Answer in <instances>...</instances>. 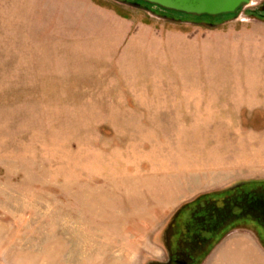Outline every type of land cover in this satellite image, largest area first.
<instances>
[{
  "label": "rangeland",
  "instance_id": "1",
  "mask_svg": "<svg viewBox=\"0 0 264 264\" xmlns=\"http://www.w3.org/2000/svg\"><path fill=\"white\" fill-rule=\"evenodd\" d=\"M259 1L203 22L0 0V264H148L177 234L219 238L199 264H264L219 244L264 238Z\"/></svg>",
  "mask_w": 264,
  "mask_h": 264
},
{
  "label": "flooded vegetation",
  "instance_id": "2",
  "mask_svg": "<svg viewBox=\"0 0 264 264\" xmlns=\"http://www.w3.org/2000/svg\"><path fill=\"white\" fill-rule=\"evenodd\" d=\"M249 11L250 16L264 21V0H260L259 2H257L256 6L253 9H249ZM225 196L226 195H224V197ZM250 204H253V206L250 208L247 205V207L249 210H252V212L248 211V214H246L245 217L252 218L254 220V227L260 230H264V213H261L259 211L261 210L259 208V201H250ZM236 220H238V218H232V220L230 221L227 220L220 222V226H218V229L222 230V228H227L233 223L238 224L239 222H236ZM246 222L249 223V221ZM195 234L197 235V231H195ZM213 237H209L208 235L204 236V238L195 239V237H192L190 239H186L182 238L180 234H177L173 237L168 236V238L165 240L166 246L164 247L165 252L167 254L165 261H152L148 264H199L202 259V256L206 254L205 252H208L211 249L213 241L216 240V238L215 240H212L214 239ZM259 241L261 240L259 239Z\"/></svg>",
  "mask_w": 264,
  "mask_h": 264
},
{
  "label": "water",
  "instance_id": "3",
  "mask_svg": "<svg viewBox=\"0 0 264 264\" xmlns=\"http://www.w3.org/2000/svg\"><path fill=\"white\" fill-rule=\"evenodd\" d=\"M135 7H145L158 15L148 6H155L163 11H170L188 16L224 17L231 15L237 18L238 11L248 6L251 0H118ZM159 16V15H158ZM226 16V17H227Z\"/></svg>",
  "mask_w": 264,
  "mask_h": 264
},
{
  "label": "crops",
  "instance_id": "4",
  "mask_svg": "<svg viewBox=\"0 0 264 264\" xmlns=\"http://www.w3.org/2000/svg\"><path fill=\"white\" fill-rule=\"evenodd\" d=\"M222 247L228 248V251L230 248L239 246L241 250H239L240 254H243L244 257L251 256V257H263L264 258V248L259 240H251L244 238L243 241L236 244V241L232 239H228V237L222 239L219 243Z\"/></svg>",
  "mask_w": 264,
  "mask_h": 264
},
{
  "label": "trees",
  "instance_id": "5",
  "mask_svg": "<svg viewBox=\"0 0 264 264\" xmlns=\"http://www.w3.org/2000/svg\"><path fill=\"white\" fill-rule=\"evenodd\" d=\"M188 17H190V18H194V19H197V20H200V21H203V22H210V20L209 19H212V18H214V17H210V16H207V15H204V16H188ZM214 19H216V18H214ZM263 182V181H262ZM261 181H258V182H248V183H262ZM247 183V184H248ZM243 189V186H240V185H237V186H235V187H232L231 189H227V190H224V191H222L221 192V194H223V195H228L229 193H231V192H236V194L238 193V194H240V192H241V190ZM237 194V195H238ZM222 195V196H223ZM218 198L220 197V195L219 196H217ZM256 199V198H255ZM250 200V199H249ZM264 201V200H263ZM259 202H260V200H259ZM259 205H260V209L261 210H259L261 213L263 212L264 213V209H263V207H262V205H261V203H259ZM264 238H261V242H262V244H264ZM216 242H218L219 241V238H217L216 240H215ZM213 245V244H212ZM212 248V247H211Z\"/></svg>",
  "mask_w": 264,
  "mask_h": 264
}]
</instances>
